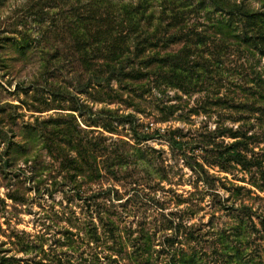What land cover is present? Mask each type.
Listing matches in <instances>:
<instances>
[{"label":"rangeland","instance_id":"rangeland-1","mask_svg":"<svg viewBox=\"0 0 264 264\" xmlns=\"http://www.w3.org/2000/svg\"><path fill=\"white\" fill-rule=\"evenodd\" d=\"M0 264H264V0H0Z\"/></svg>","mask_w":264,"mask_h":264},{"label":"trees","instance_id":"trees-1","mask_svg":"<svg viewBox=\"0 0 264 264\" xmlns=\"http://www.w3.org/2000/svg\"><path fill=\"white\" fill-rule=\"evenodd\" d=\"M132 14H134V13H132ZM135 16H133V18H134ZM110 73H114V74H120L121 73V70H117V69H115V68H113V70H111L110 71ZM124 73H122V75H123ZM97 80H99L100 82L102 81V77L101 76H97ZM242 160V159H241Z\"/></svg>","mask_w":264,"mask_h":264}]
</instances>
